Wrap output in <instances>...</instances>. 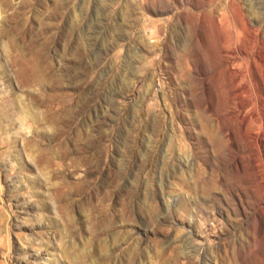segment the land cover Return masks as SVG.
Instances as JSON below:
<instances>
[{"label":"rangeland","instance_id":"rangeland-1","mask_svg":"<svg viewBox=\"0 0 264 264\" xmlns=\"http://www.w3.org/2000/svg\"><path fill=\"white\" fill-rule=\"evenodd\" d=\"M0 264H264V0H0Z\"/></svg>","mask_w":264,"mask_h":264},{"label":"bare ground","instance_id":"bare-ground-1","mask_svg":"<svg viewBox=\"0 0 264 264\" xmlns=\"http://www.w3.org/2000/svg\"><path fill=\"white\" fill-rule=\"evenodd\" d=\"M15 65V64H14ZM13 67H15V66H13ZM46 73V72H45ZM47 74V73H46ZM47 76V75H46ZM7 77V76H6ZM37 77H39V75L37 76ZM44 77V76H43ZM49 78V77H48ZM43 80V79H42ZM37 82V81H36ZM40 82V81H39ZM45 82V81H44ZM48 84H49V79H48ZM35 85V84H34ZM50 86V85H49ZM42 88V87H41ZM26 94H27V92H26ZM11 95V94H10ZM30 94H27V96H28V98L30 99V96H29ZM7 98V97H6ZM8 100V99H7ZM19 103V102H18ZM23 105V104H22ZM46 105V104H45ZM10 108V107H9ZM23 110H24V108H23ZM5 114V113H4ZM2 115V114H1ZM51 116V115H50ZM45 117V116H44ZM53 120V119H52ZM34 121H35V123H37L36 122V120L34 119ZM49 121V120H48ZM40 124H41V122H39ZM38 123V124H39ZM203 190V189H202ZM64 252V251H63ZM67 253V252H66ZM66 253H65V255H66ZM164 260V259H163ZM74 261V260H73ZM164 262H166V260L164 261Z\"/></svg>","mask_w":264,"mask_h":264}]
</instances>
